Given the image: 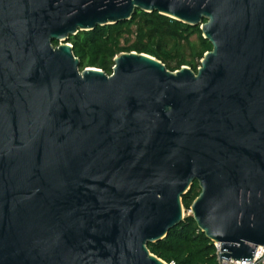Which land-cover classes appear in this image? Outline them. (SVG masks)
I'll return each mask as SVG.
<instances>
[{"label": "water", "instance_id": "water-1", "mask_svg": "<svg viewBox=\"0 0 264 264\" xmlns=\"http://www.w3.org/2000/svg\"><path fill=\"white\" fill-rule=\"evenodd\" d=\"M154 14L199 28L194 72L70 38ZM55 43L57 46H55ZM218 261L264 249V0H0V264H167L184 198Z\"/></svg>", "mask_w": 264, "mask_h": 264}, {"label": "trees", "instance_id": "trees-1", "mask_svg": "<svg viewBox=\"0 0 264 264\" xmlns=\"http://www.w3.org/2000/svg\"><path fill=\"white\" fill-rule=\"evenodd\" d=\"M133 27H136V41L130 46H121L122 39H128L134 34ZM194 31L200 32L197 59L201 61L206 53L212 51V46L203 39L200 29L180 24L158 13L139 12L130 22L79 33L70 38L69 43L73 45L75 57L81 61V70L96 68L110 76L117 56L137 52L156 58L172 72L183 66H191L197 72L198 64L186 62L182 45V41H188ZM199 195L200 189L195 183L184 198V207L190 208ZM149 250L167 264H219L215 244L201 233L191 216L172 230L165 240L149 245Z\"/></svg>", "mask_w": 264, "mask_h": 264}, {"label": "rangeland", "instance_id": "rangeland-1", "mask_svg": "<svg viewBox=\"0 0 264 264\" xmlns=\"http://www.w3.org/2000/svg\"><path fill=\"white\" fill-rule=\"evenodd\" d=\"M134 31V34L130 36V38L122 39L121 40V46H130L136 41V27H133L132 29ZM200 32L194 31L191 33V35L188 38V41H182V45L185 48V60L186 62H195L198 64V68L200 67L199 64H201V61H198L197 54L200 50ZM194 59V60H193ZM190 67L191 66H187ZM192 69V68H191ZM184 214L185 217L192 216L190 212V208H184Z\"/></svg>", "mask_w": 264, "mask_h": 264}, {"label": "built area", "instance_id": "built-area-1", "mask_svg": "<svg viewBox=\"0 0 264 264\" xmlns=\"http://www.w3.org/2000/svg\"><path fill=\"white\" fill-rule=\"evenodd\" d=\"M215 247L217 249V253L221 251L220 245L215 244ZM221 264H264V249L263 248L257 249L252 262H238V263H236V261L231 262L228 260H224L221 262Z\"/></svg>", "mask_w": 264, "mask_h": 264}]
</instances>
